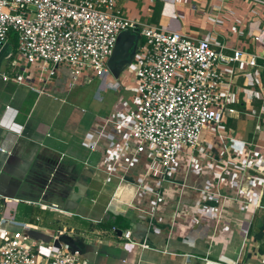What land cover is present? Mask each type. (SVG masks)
<instances>
[{
  "label": "crops",
  "instance_id": "obj_1",
  "mask_svg": "<svg viewBox=\"0 0 264 264\" xmlns=\"http://www.w3.org/2000/svg\"><path fill=\"white\" fill-rule=\"evenodd\" d=\"M121 6L131 19L224 43L229 55L233 48L264 57V42L258 53L250 39L251 33L264 30V5L246 0H156L148 17L138 0ZM8 46H0V147L6 150L0 152V216L15 210L20 217V204H26V215L18 221L68 232L79 242L84 264H264V101H247L241 92L251 88L264 95L263 68L228 67L237 112L226 118L221 133L207 138L194 166L187 169L183 162L170 172L173 182L186 176L187 187L162 184L168 201L157 204L151 194L137 193L131 183L128 190L120 181L124 162L110 177V158L101 159L99 152L88 149L98 120H117L118 113L124 114L114 111L116 101L107 104L109 91L100 90L106 83L70 88L63 77L42 80L32 75L34 66L21 62L12 67L17 58L6 51ZM2 74L10 80L5 82ZM127 74L134 82L133 73ZM127 74L112 72L107 82L119 81L118 92L125 91ZM20 78L23 83H16ZM134 99L135 105L128 106L136 110V92ZM259 100L258 111L254 102ZM116 129L105 136L115 149ZM230 139L236 140L233 148ZM245 143L257 147L247 168L240 152ZM226 164L229 175L218 179ZM143 174L138 167L123 177L135 183ZM40 200L57 203L60 210L28 204ZM113 227L119 230L113 233ZM125 230L140 246L125 249Z\"/></svg>",
  "mask_w": 264,
  "mask_h": 264
},
{
  "label": "built area",
  "instance_id": "obj_2",
  "mask_svg": "<svg viewBox=\"0 0 264 264\" xmlns=\"http://www.w3.org/2000/svg\"><path fill=\"white\" fill-rule=\"evenodd\" d=\"M126 1L129 0H0V46L7 45L14 33L19 56L12 67L18 68L23 62L34 66L36 72L32 75L37 74L45 81L63 77L70 88L99 81L100 86L106 83L101 91L118 92L122 88L119 81L107 82L113 76L110 58L123 34L145 38V44L136 43L135 61L129 66L134 68L129 72L133 73L137 94L136 110L128 106L126 99L117 102L114 111L122 110L124 114L118 113L117 120H98L96 135L88 149L99 152L101 159L110 158V177L115 176V169L123 162L124 177L141 167L144 174L138 182H126L123 176L120 181L131 183L137 193L151 194L159 204L168 201L162 195V184L187 187L186 176L181 182H173L169 179L170 172L178 171L183 162L187 169L194 166L207 138L221 133L226 118L237 112L232 107L234 92L228 67L264 69V57L233 48L229 55L224 43L192 39L131 19L121 6ZM138 1L152 13L156 0ZM246 1L264 5V0ZM250 38L262 44L264 30L251 33ZM2 79L10 80L7 74H2ZM15 82L22 84L23 80ZM241 92L247 101L259 98L264 101V95L256 89L242 88ZM112 128H117V149L105 141ZM230 141L233 148L236 140ZM252 148L257 149L253 143H245L240 150L246 156V168L249 159L254 158ZM5 151L0 147V152ZM228 175L226 164L218 179ZM28 204L39 205L42 210H60L57 203L40 200ZM118 230L113 227L112 232ZM122 238L126 250L140 246L132 239L130 230L123 231ZM78 246L77 239L66 231L41 230L18 221L15 210L0 216V264H84ZM142 247L147 248V244Z\"/></svg>",
  "mask_w": 264,
  "mask_h": 264
},
{
  "label": "rangeland",
  "instance_id": "obj_3",
  "mask_svg": "<svg viewBox=\"0 0 264 264\" xmlns=\"http://www.w3.org/2000/svg\"><path fill=\"white\" fill-rule=\"evenodd\" d=\"M142 6H143V4H142ZM152 10H153V8H152ZM142 11L145 14V17H148V14H151V13H148L146 11V9H145L144 6L142 8ZM12 36H14V37H9V41L7 43V45H9V46L7 47L6 51L13 52L14 57L18 59L19 53L17 51V47H18L17 40L15 39V34L14 33L12 34ZM125 36H126L125 34H123L121 36V42H123ZM250 39L252 41H254L253 38H250ZM138 40H140V44L141 45H143L146 42L145 38H140V36L138 38V35H137V42H136L137 44H138ZM254 44H256V45H254V47L257 48V50L254 48L255 51L258 52V53L261 52V50L259 49V47L261 45L260 44H257V43H254ZM116 51H115V54L110 58L109 66H110V68L113 71V73H114L115 76H120L122 73L127 74L130 71V68L134 69L133 67H129V66H131V64L135 61V59H134L135 50L134 49L130 50L129 53L127 54V56H125L122 59L119 58L118 49H116ZM5 64L8 65L9 62L6 61ZM22 66H23V64L20 65V67H22ZM25 66L30 67L27 64H25ZM8 69H10V71H8V74L9 75H13L11 73L12 69L9 68V67H8ZM30 69H32V67H30ZM33 71L36 72L35 69ZM126 77H125V79H126V82H127V85H126L127 90H125V91L122 90V92L109 91V93L107 94V95H109V96H107V101H108L107 104H111L112 102H115V101L118 102V103H120L124 98H126V100H127V102H128L129 105H132V106L135 105L134 95H135L136 90H135V88L133 86V82L131 83V81H130L131 78H132V76L129 75V74H127ZM124 184H125L124 186H127L128 187V190H131L130 189L131 186L129 184H127V183H124ZM24 208H29V207L26 204H20V207H19V210H18L19 211V214H20V217H18L19 215H17V218L18 219L19 218H21V219L23 218V215L25 214ZM84 212H88V211H84ZM48 214H50V213H48Z\"/></svg>",
  "mask_w": 264,
  "mask_h": 264
},
{
  "label": "water",
  "instance_id": "obj_4",
  "mask_svg": "<svg viewBox=\"0 0 264 264\" xmlns=\"http://www.w3.org/2000/svg\"><path fill=\"white\" fill-rule=\"evenodd\" d=\"M125 35L126 36H125L123 42H121V38H120L119 44L117 46L119 58H121V59L124 58L125 56H127V54L129 53L130 50L135 48V45L137 42V36L136 35H134L132 33H126ZM109 68H110V66H109ZM110 70H111V68H110Z\"/></svg>",
  "mask_w": 264,
  "mask_h": 264
},
{
  "label": "trees",
  "instance_id": "obj_5",
  "mask_svg": "<svg viewBox=\"0 0 264 264\" xmlns=\"http://www.w3.org/2000/svg\"><path fill=\"white\" fill-rule=\"evenodd\" d=\"M10 37H14V36H12V34L10 35ZM15 39H16V36H15ZM17 40V39H16ZM260 101H262V100H259L258 102H254L256 105H254L255 106V108L259 111V109H260V107H261V102Z\"/></svg>",
  "mask_w": 264,
  "mask_h": 264
}]
</instances>
